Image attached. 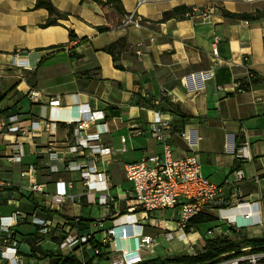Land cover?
I'll list each match as a JSON object with an SVG mask.
<instances>
[{
  "label": "crops",
  "instance_id": "1",
  "mask_svg": "<svg viewBox=\"0 0 264 264\" xmlns=\"http://www.w3.org/2000/svg\"><path fill=\"white\" fill-rule=\"evenodd\" d=\"M36 1L0 0V116L17 113L22 125L17 131L0 130V176L13 184L0 191V203L10 208L0 216L19 209L68 222L92 219L90 228L96 235L111 227L132 203L125 164L162 152V144L148 131L159 109L171 122L173 157L196 155L204 175L222 186L225 195L240 186L244 203L230 210L241 207L242 216L250 213L245 222L237 221L247 228L245 236L264 235V15L242 19L223 14L264 12V0H121L126 12L143 19L140 28L124 26L105 0H51L69 15L42 27L49 12ZM177 7L213 9L207 17L162 20L164 12ZM100 26L108 29L100 31ZM121 37L128 47L116 53L115 61L103 48ZM249 81L248 89L237 90L239 83ZM30 90L38 91L39 98L31 99ZM84 106L104 116L97 121L105 123L97 142L112 148L110 154L95 157L107 178L106 194L114 198L109 207L98 204L99 194L85 185L80 171L68 169L72 160L93 157L88 150L69 149L80 133L75 120ZM50 122L55 123L52 130ZM97 123L80 135L97 132ZM134 124L145 133L132 135ZM20 150V161H13L11 156ZM30 164L45 192L27 189L29 179L21 171ZM237 170L244 174L240 180ZM60 180L72 183L68 191L73 198L56 205L52 197ZM147 221L152 226L164 223L168 230L177 226L176 219L159 218L155 212L143 223ZM219 221L208 222L207 227ZM15 231L27 254L33 248V238L27 237L33 236L36 226L23 219Z\"/></svg>",
  "mask_w": 264,
  "mask_h": 264
},
{
  "label": "built area",
  "instance_id": "2",
  "mask_svg": "<svg viewBox=\"0 0 264 264\" xmlns=\"http://www.w3.org/2000/svg\"><path fill=\"white\" fill-rule=\"evenodd\" d=\"M141 1L139 0L138 3ZM211 9L213 8H193L191 12L187 13V16L194 17L199 14L202 17H207ZM123 25L140 28L143 26V19L135 12H131L125 17ZM218 41L219 37L216 36L213 48L216 54L218 53ZM237 90H243L242 82L238 84ZM28 95L31 99L39 98V92L36 90H30ZM155 104H159L158 99L155 100ZM103 118L104 116L99 111L91 110L86 106L79 109L75 122L80 133L76 142L69 146V149L74 153H84L88 150L90 156L93 157L86 158L84 162L72 160L68 163V169L80 171L85 185L99 194L98 204L109 207L114 198L112 195L106 194L109 190L107 178L95 163L96 156H106L112 151L111 147L97 142L105 131V123H97ZM92 123H97L98 131L84 136L80 135L81 131ZM21 126L17 113L0 116V130L17 131L21 129ZM133 126L130 131L132 135L145 133V129L137 124ZM54 127L55 123L50 122L49 128L52 130ZM148 131L162 144V152L149 154L125 164V178L130 182L127 194L132 203L129 204L126 212H121L118 215L111 227L101 230L96 235V231L92 228L79 229L77 226H71L60 216L45 218L36 215V213L27 214L16 209L10 214L0 216V264H40L43 259L40 249L47 243L53 245L50 249L58 250L62 256L74 255L81 259L83 264H87L86 253H89L91 259H95L109 258L110 252H114V255L109 264H136L147 257H152L153 254L155 238L144 233V223H141L148 218L150 213L161 209H176L178 212L177 226L175 229H169L167 236L172 238L174 237L173 233L176 232V237L183 240L189 232L186 231V227L192 216L202 211L219 210L222 212L244 203L240 186L236 185L229 195H225L222 186L210 181L204 175L201 162L196 155L173 157L169 142L171 122L162 117L159 109L155 110ZM182 135L185 137L186 133H182ZM121 139L125 141L126 137L123 136ZM21 153L22 150L12 155L13 161H20ZM34 170V165L30 164L27 169L21 171L22 176H28L27 189L32 193L45 192V184L36 181ZM236 175L237 180L244 177L242 170H237ZM71 186V182L58 181L52 203L61 205L67 198H73V195L68 191ZM10 187H13L12 182L0 176V191ZM140 212L142 216L138 217L136 214ZM126 216H129L130 220L123 221L122 219ZM243 216L250 218V213H245ZM23 219L30 220L38 230V237L34 243L35 250L28 251L27 254L23 252L15 231V227ZM228 219L232 223L238 224L237 220L230 217ZM74 220L77 221L78 218ZM211 264H264V251H255L251 246H245L241 253L230 257L222 254L218 261Z\"/></svg>",
  "mask_w": 264,
  "mask_h": 264
},
{
  "label": "trees",
  "instance_id": "3",
  "mask_svg": "<svg viewBox=\"0 0 264 264\" xmlns=\"http://www.w3.org/2000/svg\"><path fill=\"white\" fill-rule=\"evenodd\" d=\"M100 2V0H94ZM104 4H108L113 7L117 14L121 16V21L125 20V17L129 14L123 8L121 0H105ZM37 7H45L47 8L49 15L48 18L41 23L42 27L57 24L60 20L66 19L69 15L68 12H63L59 10L51 0H37ZM193 8L187 7H177L173 10L166 11L163 14L162 20L169 19L171 17H189L187 16L188 12H191ZM223 14L233 18H242V19H257L264 15V12L257 11L254 13H236L230 12L228 10H223ZM100 31H105L108 29L107 26L98 27ZM69 35L71 39L76 38V34L73 30L69 31ZM128 47V43L125 37H121L118 40L108 44L103 49L109 53H111L115 59L117 60L116 53L120 49H126ZM117 67L123 68L121 64H116ZM250 76L254 77V74H250ZM243 83V90L249 88V83ZM219 220V216L210 211H202L192 216L189 219V222L186 227V231H190L192 228L198 229L200 224L213 222ZM92 219H78L77 221L71 220L69 221L71 226H77L79 229H87L91 226ZM210 230V229H209ZM38 230L36 227V231L32 233L33 236H28L27 240H33V248L31 251L35 250V239L38 237ZM31 234V233H30ZM36 235V236H34ZM245 246H251L255 251H264V235L262 236H252L247 237L244 236L239 238V240H234L225 235H217L213 237L204 238V246L200 252L195 254H179V255H168V256H157L154 258L145 259L136 264H159V263H185V264H211L219 260L222 254H226V256L230 257L234 254H239L242 252V248ZM42 252L41 258H49L48 264H83L81 259L77 258L74 255H66L62 256L58 250L47 248L46 246L41 248ZM101 258V257H100ZM90 259L87 260V264Z\"/></svg>",
  "mask_w": 264,
  "mask_h": 264
},
{
  "label": "rangeland",
  "instance_id": "4",
  "mask_svg": "<svg viewBox=\"0 0 264 264\" xmlns=\"http://www.w3.org/2000/svg\"><path fill=\"white\" fill-rule=\"evenodd\" d=\"M16 182H19V175H16L15 178ZM117 183V182H116ZM118 184H116L113 188L114 192L118 191ZM128 185V181H126V186ZM1 204V203H0ZM7 205H0V212H3L5 209L8 208ZM216 215L219 216V222L211 223L209 227L208 222L200 224L199 228H192L190 230V235L183 239H169L167 236V232L169 231L164 226V223L158 222V225L152 226L149 224L150 221L144 223V233H149L155 237L154 246H153V254L152 257L154 258L157 256H168V255H179V254H195L201 251L204 246V238L206 237H213L217 235H225L231 239L239 240V238L244 237L243 231L247 228L245 226H241L239 224L232 223L228 217H224L220 211H213ZM95 213V210H94ZM157 217H164L170 219H177L178 212L176 209H161L155 211ZM141 223H143L141 221ZM27 228V227H26ZM242 228V229H241ZM209 229L211 232H209ZM174 232V231H173ZM224 232H227L224 234ZM176 232L173 233L176 236ZM195 237H197L195 239ZM113 254L110 255L109 258L107 257H99L96 258L95 261H89L88 264H109L112 259ZM147 256V255H146ZM90 256L87 254L86 259ZM49 263V258L47 260V264Z\"/></svg>",
  "mask_w": 264,
  "mask_h": 264
},
{
  "label": "bare ground",
  "instance_id": "5",
  "mask_svg": "<svg viewBox=\"0 0 264 264\" xmlns=\"http://www.w3.org/2000/svg\"><path fill=\"white\" fill-rule=\"evenodd\" d=\"M241 207L237 208L235 210H229V211H223L222 214L226 215V216H230L231 218L236 219L237 221H239L240 223H242V221H246L247 219H245L242 214H241ZM123 221L125 220H130L129 216H126L122 219Z\"/></svg>",
  "mask_w": 264,
  "mask_h": 264
},
{
  "label": "water",
  "instance_id": "6",
  "mask_svg": "<svg viewBox=\"0 0 264 264\" xmlns=\"http://www.w3.org/2000/svg\"><path fill=\"white\" fill-rule=\"evenodd\" d=\"M159 264H185V263H174V262H167V263H159Z\"/></svg>",
  "mask_w": 264,
  "mask_h": 264
}]
</instances>
